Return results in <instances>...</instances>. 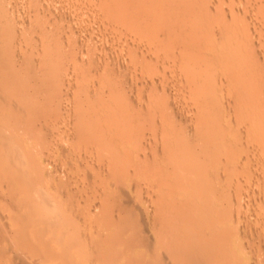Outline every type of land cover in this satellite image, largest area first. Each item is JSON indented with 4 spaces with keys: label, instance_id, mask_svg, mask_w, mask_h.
Masks as SVG:
<instances>
[{
    "label": "rangeland",
    "instance_id": "374dc122",
    "mask_svg": "<svg viewBox=\"0 0 264 264\" xmlns=\"http://www.w3.org/2000/svg\"><path fill=\"white\" fill-rule=\"evenodd\" d=\"M218 3L222 5L223 1ZM156 8L159 10L160 6L158 5ZM1 13L4 14V17L6 16L7 20L3 18L5 22L1 20L3 17ZM0 16L2 22L0 24V27L2 26L0 31V68L2 69V77L5 75L1 82L7 79L6 83H3L4 86H2L3 84L0 86V90L3 93H13L15 89L17 93L24 92L25 98L34 103L32 107H29V111L32 110L25 113L21 120L23 122L21 126L27 132L21 134L20 138L16 139L17 142L12 141L10 145L8 142H4L0 147V154L8 155V152H13L11 149L13 147L16 157L29 152V157L24 159L23 167H21L24 171L28 169L30 171L33 166L40 168L49 166L57 171L68 169L67 171L71 172L76 160L82 161L83 164L87 163L80 167L81 170L87 171L92 168V165H88L90 160L88 158L93 157L96 146L94 142H90L91 145L86 142L88 145L82 146L77 153H75L77 148L73 152H67L75 141L72 139L74 138L73 132L71 133L74 131L72 127L78 124L76 119L81 117L83 121L86 120L87 122L88 119V122H94L92 121L94 117L90 115H94L100 109L105 112L110 102L115 103H113L114 105L110 104L113 109L118 108L116 109L117 115H119L116 117L117 120L112 118L110 112H107L103 116V113L100 114L101 118H98L97 123L110 122L109 128L116 129L115 145L120 148L111 159L110 171L112 176L110 177L112 179H107V181L112 180L110 189L108 192L107 190L104 191L100 188L101 185L98 187L99 184H97L98 186L95 185L94 188L93 186L85 187L81 191H84L83 195L77 200V202L80 201L81 206L79 211L73 212L71 209L73 206L71 200L75 196H70L68 191H70L69 184L73 177H66V180L64 178L63 183L62 178H59L60 180L53 181L56 183L51 185V180L54 177H50V175L48 178L45 172L40 173L38 171L37 174H29L31 176L33 174L32 178L29 176L31 181L28 178L22 179V181H26L25 183L30 181L28 182L30 184L28 185V193L31 197H36L30 207L31 211L40 212L42 210L44 214L49 204L52 205L49 207L51 210L54 208L53 203L56 205L57 211L56 208L53 210L58 213L55 215V212L51 211L53 216H56L51 222H47L43 217L39 218L42 216L41 212L39 215L33 212L35 216L37 214L38 217L36 218L31 216L33 213L30 214L31 218L35 219L34 221L31 219L28 221L27 215L24 217L26 219L22 220L23 217L20 218L19 216L18 219L20 220H17L15 217L18 215L16 216L14 213L16 211L13 212L12 210L7 213L8 209H6L2 212L4 208L2 203H5L0 200L2 205H0V210L2 209L0 215H4L2 217L5 218V220L1 218L3 220L1 221L6 224V227L8 226L7 229L9 228L5 234L4 230L0 228L2 234H0V246L6 245V249L3 246L0 247V264H17L19 261L18 264H32L33 262V264H39V262L40 264H264V260H262L264 258V148L261 146V142L258 143L256 140L257 136L258 138L264 136V36L258 38L257 42L254 41L253 53L248 55L257 61L256 67H253L255 71L252 69L253 71L246 74L248 78L239 80L232 76L226 80L232 84L228 89H222V84L216 83L209 90L200 91L201 94L199 92L197 96L195 95V98L199 97L198 99L205 98L207 103L217 100L221 102L220 105L223 107L216 108L217 104L215 107L214 105H212L213 107L209 106L207 107L209 109H206L207 113L203 111L206 108L203 104L201 106L200 103L199 106L193 98H190L195 93L194 90L189 87H180L178 84L177 70L169 63L170 58H172L170 55H168L169 61L166 62L165 66V62L163 63L159 59L152 57L145 59L144 54L148 55L150 52L142 54L140 52L142 50H139L140 47L137 48L138 46L134 45L136 43L131 40L132 32L130 25H128V0H0ZM204 17L206 19V16ZM212 29L209 27L201 29V31ZM132 50H138L141 55L138 57L139 52L137 51L136 58ZM2 64L3 66H1ZM231 67L234 69L235 66H229V68ZM206 81L208 80L205 79L204 82ZM230 90L232 91L230 92ZM236 92L239 95L235 96ZM112 96L117 98L113 102L110 101ZM210 107H212L211 110ZM90 109L93 114H91ZM100 111L102 112V110ZM1 113L2 110L0 111V115H3L1 118L3 119L2 125L5 123L11 125L12 118L9 119L5 114L6 111ZM87 116L90 117L86 118ZM200 116L204 119L199 122ZM205 117L207 119L213 117L214 120L209 118L210 121H205ZM94 120L96 121V119ZM117 121L120 123L118 128ZM196 121L199 122V125ZM209 122L212 123L209 124ZM213 124L214 127L211 126ZM195 130L199 131L195 134L198 133L199 136L202 135L203 137H205L203 132L208 131L213 136V141L204 142L202 145L201 139L203 137L201 136L200 139L199 136H196L195 138L193 132ZM216 140L229 144H227L228 148L225 147L220 152L230 153L231 156L228 155L230 158H227L230 163L228 168L223 164L224 162L222 163L225 160L222 154L218 157V161H213L201 153L202 149H208L210 152L216 151L218 149ZM243 140L244 142H242ZM237 141L244 146H249L250 149L261 146L263 150L260 149L261 152L259 150L255 153L250 152V149H247L249 151L246 152L244 150L243 153L239 152L242 146ZM35 143L38 146H35ZM197 143L203 148L197 149L198 145L197 147L195 145ZM32 152L34 153L31 155ZM66 153H68V157ZM200 156L202 160H200ZM203 159H205L204 163ZM239 160L244 162L243 166L238 168V166L232 165V161L234 163ZM183 166L187 168L184 169ZM93 167L96 168L95 165ZM175 168L179 171L177 172ZM72 171L74 170L72 169ZM17 175H19L18 172ZM169 176L174 178L175 183L179 181L178 183L184 185L190 183L195 185L198 183V176H200L203 179L200 180V183L203 185L204 194L201 198L200 196L194 197L191 201L193 196L198 195L192 188L182 187L185 190L181 189L176 192L177 194L175 193L176 195L168 196L166 194V196L163 185L168 182L165 178L169 180ZM4 177V175L0 176L2 178L0 180H3ZM220 185L221 187H219ZM31 186H33L32 189ZM43 187L46 190L49 189L50 195L44 192L46 190ZM93 189L100 190L96 197L94 194L92 195ZM33 190L39 191L38 194L37 191L34 193ZM37 195H42L45 201L43 198H38ZM38 199H42L40 204L44 202L39 205ZM94 202H97L96 204L97 206L99 204L100 208L97 216L94 214L92 216L91 213V216L89 215L91 218L85 217L88 209L93 208ZM38 206L43 209L40 210ZM173 210L176 211L175 214H173ZM192 211H196L194 213L195 219L185 218L190 216ZM81 212H83L82 215ZM197 212L203 217L196 218ZM64 213L66 214L64 215ZM6 214H9V218ZM58 217H60L59 220L62 218V221L59 222ZM38 218L43 220V224ZM36 220L43 228H40L38 224H35L38 225L37 227H33ZM69 220L71 223H68ZM12 221H14L15 226ZM21 221H28V224ZM15 222H20L22 225L26 224L28 226L25 228L26 233L25 229H22L23 226L20 228L18 224L16 227L17 223ZM166 222L168 226H163ZM49 224L57 226L52 228L50 225L48 227ZM45 227L51 230L47 231ZM18 228L26 234L24 235L23 232L19 231L24 237L23 241L19 240ZM62 229H66L65 232ZM38 230L43 233V237L42 234H38ZM13 231H17L19 236H16ZM198 231L201 235L197 234ZM56 232H60V234H56ZM211 232L224 233L227 244H222L223 247L217 246H220L224 252L227 251L226 254L232 252V254H228L230 259L231 255L237 258L233 257V260H227V263L221 262L222 259H217L212 263L198 262V260L191 262L186 261L182 255L179 257L180 260L183 259L182 262L174 263L169 260L168 246H181L186 239L191 240L196 237L195 240H197L201 238L200 236L203 238ZM34 234L35 236H33ZM56 235L57 237L62 236V238L58 237L60 243H57L59 241L56 238L55 241L52 239ZM185 235H192V238L191 236L187 238ZM48 238L49 240H47ZM100 238L101 241L99 242ZM104 240L105 242H102ZM24 241L30 242L27 243V248ZM70 241L71 245L75 243L72 246L75 247L74 250L68 245ZM94 241L95 243H93ZM165 241L166 244L169 242V245L162 243ZM22 242H24L23 245ZM48 243L49 245H46ZM7 244L12 246H10L11 250ZM93 244L95 245L93 246ZM28 246L33 250L28 249ZM46 246L48 248L45 251ZM68 246L70 247L69 252ZM105 246L109 248L106 249ZM83 247L88 249L85 250L84 248L85 251L82 252ZM24 248L26 249L24 250ZM78 249H80V257L74 255ZM97 249L101 250L97 251ZM220 249H214L215 253L214 251L213 253L216 254V250ZM105 250L108 252L103 256L102 253ZM110 250L112 251L110 252ZM5 254H8L7 258ZM26 254L29 256H26L25 259ZM44 255L46 258L43 257L42 259ZM69 255L72 256V260ZM90 255L96 256V258L94 257L96 260L90 258ZM237 255L241 258L240 262L235 261L239 258ZM104 257L106 258L104 259ZM259 257L260 261L258 262L257 258ZM3 259L4 261H2ZM69 259L70 262H73L70 263ZM99 260L104 262L101 263Z\"/></svg>",
    "mask_w": 264,
    "mask_h": 264
},
{
    "label": "bare ground",
    "instance_id": "6f19581e",
    "mask_svg": "<svg viewBox=\"0 0 264 264\" xmlns=\"http://www.w3.org/2000/svg\"><path fill=\"white\" fill-rule=\"evenodd\" d=\"M221 1V0H220ZM218 0H128V17H129V21H128V25H130V30L132 32V41L136 44H134L135 46H138L137 48L140 47L139 50H142L140 52H142V54L146 53V52H150V54L146 55L144 54V58L147 59L146 57L150 58H156V59H159L161 62H165V66H166V62L169 61L168 59V55H170L172 58H170V65H172L173 67L176 68L177 70V73L176 75H178V84L180 85V87H189V88H192L195 92L193 94V96H191L190 98H193L195 100L196 103H198V105L200 106V103H201V106L202 104L206 107L203 109V111H206V109H209L207 107L209 106H212L214 105V107L216 106V108H220L219 106H221V102H219L218 100L217 101H213L212 103H207L205 98H201V99H198L199 97L195 98L197 96V93H199L200 91H206V90H209L211 86H213L214 84L216 83H221V88L222 89H228L230 86H232V84H229L226 80L227 78L229 77H234V78H237L239 80H242V79H245L246 77V74L250 73L251 71H253V67H256V64H257V61L255 58H251L250 56L248 55H252L253 51H252V48L254 50V47H252V45L254 46V41L258 40V38H261L264 36V0H222L223 3L222 5H220L221 3H218L220 2ZM225 3V4H224ZM160 6V9L158 10L156 7L157 6ZM122 8V7H121ZM126 8V7H125ZM2 14V13H1ZM1 16L2 17V21H4L3 18L6 19V16L4 17V14H2ZM0 16V17H1ZM206 16V19L205 17ZM208 17V18H207ZM205 19V20H204ZM7 20V19H6ZM207 21V22H206ZM1 22V21H0ZM5 22V21H4ZM2 24V22L0 23ZM2 27V26H1ZM1 27H0V31H1ZM209 27H212L213 29L210 30V31H201V29H205V28H209ZM5 28V27H4ZM198 29H200V31H198ZM211 29V28H210ZM207 30V29H206ZM1 34H3L1 32ZM262 35V36H261ZM2 36V35H1ZM257 42V41H256ZM255 42V43H256ZM132 44V43H131ZM133 45V46H134ZM134 50V49H133ZM133 54L136 55L137 51H133ZM256 50V49H255ZM139 52V51H138ZM140 52L137 54L138 57L140 54ZM137 55H136V58H137ZM166 56V57H165ZM134 58V56H131ZM144 59V60H145ZM135 60V59H134ZM133 60V61H134ZM151 61V60H149ZM1 63V61H0ZM133 63V62H132ZM157 63V62H156ZM161 63V64H163ZM168 63V64H169ZM172 63V64H171ZM163 64V65H164ZM232 64V65H231ZM135 65V64H134ZM152 65V64H151ZM150 65V66H151ZM259 65V64H258ZM257 65V66H258ZM3 66V64L1 65ZM160 66V65H159ZM229 66H235L234 69H232L233 67L229 68ZM168 67V66H167ZM157 68V67H156ZM174 68V70H175ZM169 69V68H168ZM253 69V70H252ZM259 69V68H258ZM1 68H0V86L7 80H5L4 82L2 81L1 82V79L5 77H2V72H1ZM5 70V69H4ZM255 71V70H254ZM4 73H6L5 71H3ZM252 77V76H251ZM248 78V77H246ZM206 80V82H204ZM176 82V81H175ZM6 83V82H5ZM111 85V84H110ZM4 86V84L2 85ZM219 86V85H218ZM217 86V87H218ZM220 87V86H219ZM32 88V87H31ZM221 88H220V91H221ZM1 89V87H0ZM232 89V88H230ZM34 90V89H33ZM113 90V89H112ZM190 90V89H189ZM17 90L15 89V91H13V93H3L1 90H0V111L2 110V113L6 111L5 114H7V116L9 117V119L11 120L12 118V122L10 123L11 125L7 124H3L2 125V120L1 118H3L1 115H0V147L4 144V142H8V144L10 145V142L12 141H16L17 138H20V135L21 134H24L25 132H27L26 130H24L25 128H22V124L23 122H21V120L23 119L25 113L27 112H30L29 111V107L32 105H34L33 101L32 100H28L25 98V95H24V92H16ZM110 91V90H108ZM216 91V90H215ZM219 91V90H218ZM232 90H230L231 92ZM40 92V91H39ZM107 92V91H106ZM116 92V91H115ZM191 92V91H190ZM217 92V91H216ZM229 92V93H230ZM219 93V92H218ZM108 94V93H107ZM121 94V92H120ZM192 94V93H191ZM201 94V92H200ZM36 95V94H35ZM196 95V96H195ZM239 95L237 92L235 93V96ZM37 96V95H36ZM117 96V95H116ZM114 96V97H116ZM120 96V95H118ZM113 96L110 97V101H114L115 99L117 98H114ZM124 97V96H123ZM43 98V97H42ZM189 98V99H190ZM29 99H32V98H29ZM119 99V98H118ZM34 100V99H33ZM46 100H48L46 98ZM45 100V101H46ZM124 100V99H123ZM49 101V100H48ZM191 101V100H190ZM208 101V100H207ZM116 102V101H115ZM42 103V102H41ZM114 103V102H113ZM110 102V104H113ZM106 108L105 112H103V109H100L102 110V112L99 111L98 112H95L94 115H90L92 117H94V119H96V121L93 119L92 121L94 122H88V119H87V122L86 120H82L81 118H78L76 119V126H73L72 128H74V131H71V133L73 132L72 136H74V138L72 139H75V141L72 143L71 145V150H67V152L69 151H74L76 148L75 153H77L78 151H80L79 149L84 146V145H88L91 143L90 142H94L95 144V148H96V152L95 154H93V157L91 158H88L90 159L89 160V166L92 165L91 169L85 171V170H81L80 167H82L81 165H85L87 163H81L80 161H77L74 162L75 164H73V168H72L74 171H72L71 169V172L67 171V170H62V171H57L56 169H53L52 167H49V166H43V167H38V166H33L30 168V171L26 170H22L21 167H23V164H24V161L29 157V152L28 154H25V155H20V157H16L14 156L15 154V151H14V147L11 148L13 152H8V155H4V154H0V176L4 175L5 177L3 178V180H0V200H2V202H4L5 204L2 203V205L4 206L3 211H6V209H8V211H6L7 213L9 211H16L14 213H16L15 215L17 217H14L17 218V220H20L18 219V217L20 216V218L23 217L22 220L26 219V218H29L27 219L28 221L31 219L32 221H34L31 216L34 218L38 217L37 214L35 216L34 213H38V215L40 214L41 212V215L42 216H39V218L43 217V219H45L47 222H51L53 218H55L56 216H53L54 214L57 215L56 212L57 211V208L55 207L56 205L53 203L54 205V208L56 211H54L53 209L51 210V207L52 205L49 204L48 209L45 210L44 214L42 213V210L43 208H41L40 206L39 209L41 210L40 212L39 211H31L32 209L30 208L31 205L34 203L35 198L31 197V195L28 193L29 190H28V182L31 181V179L29 178V176L32 178L33 174H37V171L38 172H42V173H46V177L49 178L50 177H54L52 178L53 180H51V185H53V183H56V182H53V181H56L57 179L59 178H62V183L64 182V178L66 180V177H73L72 179V182H70V191L69 192V195L71 196H75L73 200H71V202L73 203V206L71 208L73 212L75 211H79L81 209V206H80V201L77 202V200H79L81 197V195H83L82 193L84 192H81L82 190H84V188L86 187H90V186H94L99 184L98 187H101L104 191L110 189V185L112 184V180L110 181H107L108 178H111L110 176L111 175V171H110V168H111V164H112V156H115V152H117L120 148L117 147L115 145V137H116V129H112V128H109L111 125H110V122H102V123H97V121L99 120L98 118H101V113L102 116L104 115V113H107V112H110V114L112 115V118H115L117 120V113L116 112L118 108L116 109H113L112 105H110ZM115 104V103H114ZM113 104V105H114ZM36 105V104H35ZM39 106V104H38ZM43 106V105H42ZM237 106V105H236ZM34 107V106H33ZM36 107V106H35ZM115 107V106H114ZM213 107V106H212ZM212 107H210V110L212 109ZM223 107V106H221ZM49 109V108H48ZM94 109V108H93ZM200 109V108H199ZM45 110V109H44ZM74 110V109H73ZM91 110V109H90ZM76 111V110H75ZM92 111V110H91ZM96 111V109H95ZM115 112V113H114ZM120 112V111H119ZM207 112V111H206ZM205 112V113H206ZM1 113V114H2ZM90 113V112H89ZM99 113V114H98ZM208 113V112H207ZM93 114V111L92 113ZM115 114V115H114ZM202 114V113H201ZM107 115V114H106ZM105 115V116H106ZM90 116H87L86 118H89ZM100 116V117H99ZM122 116V114H121ZM203 116H204V113H203ZM206 116V115H205ZM207 116H209L207 114ZM201 117V116H200ZM14 118V119H13ZM120 118V117H119ZM205 121H210L212 120L213 117H209L207 119V117H205ZM216 118V117H215ZM81 121H80V120ZM204 119L203 117H201L199 119V122L200 120ZM218 119V117H217ZM91 120V118L89 119V121ZM214 120V118H213ZM108 121V119H107ZM203 121V120H202ZM201 121V122H202ZM82 122V123H81ZM101 122V121H100ZM199 125V122L196 121ZM214 122V121H213ZM212 122H209V124H211ZM262 123V121H261ZM196 124V123H195ZM203 124V123H202ZM209 124H207L209 126ZM71 125V124H70ZM75 125V124H74ZM110 125V126H109ZM201 125V124H200ZM205 125V126H207ZM214 127V124L211 125ZM120 127V123L117 121V128ZM199 127V126H198ZM201 127V126H200ZM262 127V126H261ZM264 127V126H263ZM71 128V127H70ZM71 128V130H72ZM210 129V128H208ZM211 131V130H209ZM251 131V130H250ZM194 132V137L196 138V136L198 137V133L195 134V132H199L198 130H195L193 131ZM192 132V133H193ZM190 133V132H189ZM204 133V134H203ZM202 134L205 136L203 137V139H201V136L200 139H201V144L204 145V142H207L209 143L210 141H213L212 138L213 136L209 134L208 131H204ZM214 133V132H213ZM242 133V132H241ZM245 133V132H244ZM248 133H251V132H248ZM201 134V133H200ZM70 135V134H69ZM189 135V134H188ZM193 135V134H192ZM179 137V136H178ZM184 137V136H183ZM243 137V136H242ZM241 137V139H242ZM251 137V136H250ZM193 138V136H192ZM216 138V137H215ZM256 138V137H255ZM258 138V136H257ZM256 138L257 142H261V146H263L264 148V136H261L259 137L258 139ZM71 139V140H72ZM199 139V138H198ZM197 139V141H198ZM238 139V138H237ZM194 141V139H193ZM217 141V140H216ZM36 142V141H35ZM88 144H87V143ZM195 142V141H194ZM200 142V141H198ZM238 142V141H237ZM244 142V140L242 141ZM248 142V141H247ZM70 143V142H69ZM239 143V142H238ZM249 143V142H248ZM200 144V143H199ZM217 144V147L218 149L215 151H209L208 149H202L203 147H201L200 145L195 144L197 149L201 148L202 151L201 153L206 157V158H210L212 159L213 161H218V157L221 156V154L225 157V160L222 161L223 164L226 165V168H228L230 165V163L228 162L227 158L229 157L230 158V153H226V152H221V150H223V148L227 147V142H219L217 141L216 142ZM241 144V143H239ZM238 144V145H239ZM37 144L35 143V146ZM206 145V144H205ZM229 145V144H228ZM237 145V147H238ZM35 146H33L35 148ZM38 146V145H37ZM242 148H240L239 152H242L245 150L246 151H249L247 149H250L249 146H244V144L242 145ZM240 146V147H241ZM252 146V145H251ZM260 147L258 148H251L250 149V152H259L260 149H262ZM39 148V147H38ZM215 148V146H214ZM228 148V147H227ZM230 148V146H229ZM232 149V148H231ZM88 150V149H87ZM177 150V148H176ZM225 150V149H224ZM263 150V149H262ZM260 150V152L262 151ZM30 151V150H28ZM183 151V150H182ZM199 152V151H197ZM231 152V151H230ZM34 152L31 153V155L33 154ZM87 153V152H86ZM193 153H195V151H193ZM199 153V154H201ZM241 153V154H242ZM71 154V153H70ZM79 154V153H78ZM77 154V155H78ZM237 154V152H236ZM67 157H68V153H66ZM192 155V154H191ZM202 155V156H203ZM230 155V156H228ZM235 155V154H234ZM197 156V155H195ZM242 156V155H241ZM23 157V158H22ZM77 157V156H76ZM80 157V155H79ZM233 157V156H232ZM199 158V157H198ZM205 158V159H206ZM228 158V159H229ZM25 159V160H24ZM78 159V158H77ZM203 159V163H204V160ZM223 159V158H222ZM242 159V158H241ZM111 160V161H110ZM115 160V159H114ZM200 160L201 159V156H200ZM248 160V159H247ZM246 160V162H247ZM71 161V160H70ZM87 161V159H86ZM103 161L105 162L103 164ZM199 161V160H198ZM72 162V161H71ZM84 162V160H83ZM211 162V161H210ZM200 163V162H199ZM244 162L242 160H239V161H235L233 163L232 161V165H235V166H243ZM246 164V163H245ZM96 166V168H94L93 166ZM198 165V164H197ZM190 166V165H189ZM228 166V167H227ZM246 166V165H245ZM179 168V165L177 166ZM176 167V168H177ZM184 167V166H183ZM192 167V166H191ZM231 167V166H230ZM175 168V169H176ZM187 168V167H184V169ZM66 169V168H65ZM183 169V170H184ZM199 169V168H198ZM177 170V169H176ZM181 170V169H180ZM194 170V169H193ZM22 171V172H21ZM29 173H28V172ZM179 170H177L178 172ZM191 171V170H190ZM220 171V169H219ZM240 171V170H239ZM243 171V170H242ZM17 172L19 173V175H17ZM175 172V171H174ZM183 172V171H182ZM195 172V171H194ZM218 172V171H217ZM222 172V171H221ZM245 172V171H244ZM23 173V174H22ZM32 174L29 175V174ZM181 173V172H180ZM191 173V172H190ZM241 173V172H240ZM168 174V173H167ZM178 174V173H177ZM176 174V175H177ZM82 175V176H81ZM173 175V174H172ZM175 175V177H176ZM179 175V174H178ZM244 175V174H243ZM221 176V175H220ZM223 176V175H222ZM242 176V175H241ZM168 177V176H167ZM28 178L30 181H27V183H25L24 181H22V179H26ZM170 177L169 176V180H170ZM219 178V177H218ZM237 178V177H236ZM241 178V177H240ZM2 179V178H0ZM27 179V180H28ZM112 179V178H111ZM166 181H168L167 183L165 182V184L163 185V188L165 190L164 194L166 195H171V194H174L176 195L178 191H180L181 189L183 190L184 188L186 187H189V188H192V190H194V192L198 195V196H193V198L191 199V201L197 197L200 196V198L202 197V195L204 194L202 188H203V185H201L202 183H200V180L202 181L203 179L198 176V183H196L195 185H192V183H190L189 185H184V184H180L178 183L179 181H177V183H175L176 181L174 180V178L171 179V181L168 180V178H165ZM177 179V178H176ZM197 179V178H196ZM221 179V178H220ZM234 179V178H233ZM60 180V179H59ZM212 180V179H210ZM208 180V181H210ZM222 180V179H221ZM220 180V181H221ZM33 181V180H32ZM70 181H71V178H70ZM47 182V181H46ZM203 182H206V181H203ZM61 183V182H60ZM59 183V184H60ZM111 183V184H110ZM27 184V185H25ZM230 184V183H229ZM68 185V184H67ZM202 187H201V186ZM206 185V184H205ZM222 185V184H221ZM221 185L219 187H221ZM225 185V184H224ZM65 186V185H64ZM33 186H31L30 188L32 189ZM184 187V188H182ZM44 188V187H43ZM46 190V188H44ZM187 189V188H186ZM37 190L38 187H37ZM37 190H33L34 191H37ZM102 190V191H103ZM185 190V189H184ZM191 190V189H190ZM220 190V189H219ZM41 191V190H40ZM44 191V190H43ZM42 191V192H43ZM67 191V190H66ZM92 191V189H91ZM206 191V190H205ZM39 191H37V194H38ZM45 193L47 192V195H50L49 194V189H47L46 191H44ZM85 192H87L85 190ZM93 192L92 195L94 194V197H96L97 193H100V190L98 189H93ZM35 193V192H34ZM89 193V192H88ZM103 193V192H102ZM176 193V194H175ZM33 194V193H32ZM106 194V192H105ZM44 195V194H42ZM42 195H37L38 198H43V200L45 201L44 197ZM46 195V194H45ZM44 195V196H45ZM46 195V196H47ZM58 195V194H57ZM65 195V194H64ZM111 195V194H109ZM108 195V197H109ZM166 195V196H167ZM194 195V194H193ZM34 196V194L32 195ZM99 196V195H98ZM103 196V195H102ZM105 196V195H104ZM107 196V195H106ZM105 196V197H106ZM173 196V195H172ZM206 196V195H205ZM49 197V196H47ZM107 197V198H108ZM175 197V196H174ZM177 197V196H176ZM76 198V199H75ZM83 198V197H82ZM100 198V197H99ZM97 198V199H99ZM165 198V197H164ZM163 198V199H164ZM168 198V197H167ZM49 199V198H48ZM54 199H56L54 197ZM52 199V202H54ZM94 199V198H93ZM39 200V199H38ZM42 200V199H41ZM39 200V205L40 204V201ZM64 200V199H63ZM106 200V198H105ZM98 201V200H97ZM172 201V200H171ZM195 201V200H194ZM193 201V202H194ZM102 202V201H101ZM104 202V201H103ZM102 202V203H103ZM107 202V201H106ZM177 202V201H175ZM46 203V202H45ZM51 203V202H50ZM95 203V202H94ZM97 203V202H96ZM93 204V208L90 207V209H88V212L86 213L87 215H85V217L88 216V218L91 216V213H92V216L94 214V216H97L98 212H99V204L97 206V204ZM110 203V202H109ZM179 203V201H178ZM197 203V202H196ZM209 203V202H208ZM69 204V203H68ZM67 204V205H68ZM77 204V205H76ZM108 204V203H107ZM175 204V203H173ZM194 204V203H193ZM264 204V203H263ZM1 205V204H0ZM1 205V206H2ZM7 205V206H5ZM37 205V203H36ZM36 205H34V207L36 208ZM114 205V204H113ZM177 205V204H176ZM217 205H220V204H217ZM89 206V205H88ZM102 206V205H100ZM173 206V205H172ZM179 206V205H177ZM199 206V205H198ZM214 206V205H213ZM216 206V204H215ZM6 207V208H5ZM34 207H33V210H34ZM46 207V208H47ZM87 207V206H86ZM115 207V206H114ZM181 207V206H180ZM195 207V205H194ZM219 207V206H218ZM2 208V207H1ZM211 209L213 208L212 206L210 207ZM223 208V207H222ZM5 209V210H4ZM38 209V210H39ZM93 209V210H92ZM168 209V208H167ZM171 209V207H170ZM183 209V208H182ZM200 209V208H199ZM215 209V208H214ZM1 210H0V213H1ZM36 210V209H35ZM83 210V209H82ZM193 210V209H192ZM222 210V209H220ZM22 211V212H21ZM51 211L54 213H51ZM204 211V210H203ZM12 212V213H13ZM21 212V213H20ZM34 212V213H33ZM60 212V211H59ZM168 212V211H167ZM174 212V210H173ZM176 212V211H175ZM175 212L173 214H175ZM179 212V211H178ZM196 211H192V213L190 214V216L188 215V217H190V220H193L195 219V216H194V213ZM199 212V211H198ZM197 212V214H198ZM210 212V210H209ZM214 212V211H213ZM220 212V211H219ZM23 213V215H22ZM30 216V214H32ZM79 213V212H78ZM83 212H81L80 214L82 215ZM188 213V212H187ZM205 213H207V211H205ZM216 213H217V210H216ZM11 214V213H10ZM60 214V213H59ZM63 214V213H62ZM66 213H64L65 215ZM200 214V213H199ZM197 215L196 218H198L199 216H202L201 215ZM8 215L7 217L9 218V214H6ZM26 215L28 217H26ZM79 215V214H78ZM79 215V216H81ZM90 215V216H89ZM208 215V214H207ZM206 215V216H207ZM4 215H0V228H2L4 230V234L7 233L9 230V228L7 229L6 227V224H4L2 221V219L4 217H2ZM11 217V215H10ZM13 217V218H14ZM26 217V218H24ZM109 217V216H107ZM122 217V216H121ZM126 217V216H125ZM203 217V216H202ZM2 218V219H1ZM38 218V219H39ZM60 217H58L57 220H59ZM64 218V217H63ZM77 218V217H76ZM91 218V217H90ZM124 218V217H123ZM216 218V217H215ZM71 219V218H70ZM87 219V218H86ZM174 219V218H173ZM2 220V221H1ZM5 220V218H4ZM16 220V221H17ZM41 220V224H43V220L42 219H39ZM38 220V222H39ZM45 220H44V223H45ZM62 221V218L60 219ZM59 220V222H60ZM72 220V219H71ZM188 220V221H190ZM28 221H23L24 223L28 224L27 222ZM109 221V220H108ZM111 221V220H110ZM13 224H14V221H12ZM22 222V221H21ZM22 222V223H23ZM91 222V221H90ZM102 222V221H101ZM180 222V220H179ZM199 222V221H198ZM218 222V221H217ZM6 223V222H5ZM17 223L16 224V227L17 225L19 224L20 228L21 226L22 229H25L27 228L28 226L26 224L22 225L20 222H15ZM31 224V221L29 222ZM66 223V222H64ZM68 223H71L70 220ZM97 223V222H96ZM103 223V222H102ZM117 223V222H116ZM210 223V222H209ZM35 224H38L37 223V220H36V223H34L33 227L34 226H38V225H35ZM40 224V225H41ZM56 224V223H55ZM51 225L49 224L48 227H50V225L52 226H57V225ZM63 224V223H62ZM99 224V223H98ZM177 224V223H176ZM182 224V223H181ZM190 224V223H189ZM188 224V225H189ZM205 224V223H204ZM39 227L41 228L42 226ZM59 225V223H58ZM61 225V224H60ZM92 225V224H91ZM96 225V224H95ZM209 225V224H208ZM15 226V224H14ZM70 226V224H69ZM163 226H168L167 222L166 224H164ZM11 227V226H9ZM89 227V226H88ZM111 227V226H110ZM190 227V226H189ZM210 227V226H209ZM213 227V225H212ZM13 228V227H12ZM30 230L31 227L29 226ZM40 228H36V229H40ZM43 228V227H42ZM63 228V227H62ZM69 228V227H67ZM214 228V227H213ZM16 229V228H14ZM34 229V228H33ZM45 229L47 231L51 230L50 228H46ZM6 230V231H5ZM65 230L66 229H62ZM79 230V229H78ZM107 230V229H106ZM124 230V229H123ZM17 231L19 232H23L25 231L26 233V229L23 231H21L19 228L17 229ZM16 231V232H17ZM171 231V230H170ZM191 231V230H189ZM15 231H13L14 233ZM16 234V236L20 234V236L22 237L23 235H21V233L19 232V234ZM35 232V231H34ZM42 232V231H41ZM45 232V230H44ZM104 232V231H103ZM173 232V231H172ZM223 232V231H222ZM24 233V235H26ZM37 233V232H35ZM54 233V232H53ZM60 234V232H56V234ZM110 233V232H109ZM203 233V232H201ZM1 234V233H0ZM15 234H14V237H15ZM38 234L41 235L42 234V237H43V233H40L39 230H38ZM63 235V232L61 233ZM70 234V233H69ZM178 234V233H177ZM185 234V233H184ZM188 234V233H187ZM190 234V233H189ZM194 235L196 233H193ZM199 234V231L198 233ZM196 234V235H197ZM2 235V234H1ZM38 235V236H39ZM48 235V234H46ZM44 235V236H46ZM52 235V234H51ZM49 235V236H51ZM75 235V234H74ZM170 235V234H169ZM201 235V234H199ZM19 236V240L23 241L24 237H21ZM35 236V234L33 235ZM37 236V235H36ZM68 236V235H67ZM100 236V235H99ZM103 236V235H102ZM186 236V235H185ZM184 236V237H185ZM189 235H187L186 237L188 238ZM191 238H192V235H190ZM189 236V238H190ZM198 236V235H197ZM52 237V236H51ZM60 238H62V236H58ZM57 235L56 237L52 238L53 240L56 238L58 241L60 239H58ZM71 237V236H70ZM69 237V238H70ZM73 237V236H72ZM71 237V238H72ZM194 237V236H193ZM201 238L200 239H196L193 238V239H186L185 241H183L184 243L181 244V246H168V257H169V260H171V262H182L183 259L180 260V256L182 255L183 258L186 260V261H191V262H194V260H198L201 261V262H207V263H212V262H215L217 261V259H222L221 262L225 263L227 260L228 261H231V259L233 257L237 258L236 256L231 255V259L229 257V253H227V251H223L220 249V246L223 247V245L227 244V239L225 238V235L224 233H214V232H211V233H207L206 236H204L202 238V236H200ZM26 238V237H25ZM97 238V237H96ZM99 238V237H98ZM106 238V237H105ZM199 238V237H198ZM9 239V238H8ZM13 239V238H12ZM11 239V240H12ZM16 239V238H15ZM18 239V238H17ZM30 239V238H29ZM41 239V238H40ZM39 239V240H40ZM51 239V238H50ZM51 239V241H52ZM55 239V240H56ZM10 240V239H9ZM7 240V241H9ZM27 240V239H26ZM25 240V241H26ZM34 240V239H33ZM49 240V238L47 239ZM45 240V241H47ZM54 240V241H55ZM109 240V239H108ZM183 240V239H182ZM24 241V242H25ZM77 241V240H76ZM81 241V240H80ZM78 241V243L80 242ZM101 241V238L99 240V242ZM176 241V240H175ZM180 241V240H179ZM264 241V240H263ZM2 242H5V241H2ZM22 242V245L23 243ZM29 242V241H28ZM28 242H25L24 244H26V248H27V243ZM32 242V241H31ZM49 242V241H48ZM74 242V241H73ZM72 242V243H73ZM98 242V243H99ZM102 242H105L102 241ZM6 243V242H5ZM8 243V242H7ZM30 243V242H29ZM34 243V242H33ZM40 243V242H39ZM53 243V242H52ZM57 243H60L57 242ZM77 243V242H76ZM81 243V242H80ZM95 243V241L93 242ZM97 243V244H98ZM164 243L165 245H169V242L166 244V241L165 242H162ZM13 244V243H12ZM15 244L16 241H15ZM36 244V243H35ZM34 244V245H35ZM44 244V243H42ZM54 244H56L54 242ZM75 244V243H74ZM74 244L71 245V241H70V247L71 249H75V247H72L74 246ZM82 244V243H81ZM96 244V245H97ZM101 244V243H99ZM107 244V243H106ZM179 244V243H178ZM223 244V245H222ZM246 244V243H245ZM8 245V244H7ZM29 245V244H28ZM39 245V244H38ZM46 245H49L46 244ZM58 245V244H57ZM95 244H93L94 246ZM103 245V244H102ZM109 245V243H108ZM111 245V244H110ZM164 245V246H165ZM217 245H220V246H217ZM3 246V244L1 245ZM0 246V247H1ZM5 244H4V248H5ZM9 246V245H8ZM11 246V245H10ZM9 246V247H10ZM98 246V245H97ZM112 246V245H111ZM110 246V247H111ZM217 246V247H216ZM2 247V249H3ZM12 247V246H11ZM11 247L9 250H11ZM14 247V245H13ZM24 247V246H23ZM29 247V246H28ZM38 247V246H37ZM41 247V245H40ZM70 247L68 246V252L70 251ZM79 247V246H78ZM77 247V248H78ZM81 247V246H80ZM87 247V246H86ZM86 247H83L81 249L82 252H84L85 250H87L88 248ZM91 247V246H90ZM89 247V248H90ZM96 247V246H95ZM106 249L108 246H105ZM263 247V246H262ZM20 248V247H19ZM18 248V249H19ZM22 248V246H21ZM24 248V250L26 249ZM48 248V246H46L44 248V250L46 251V249ZM76 248V249H77ZM85 248V250H84ZM93 248V247H91ZM104 248V247H102ZM101 248V249H102ZM109 248V247H108ZM220 249V250H216V254L215 253V250L214 249ZM6 249V248H5ZM13 249V248H12ZM28 249H32V248H28ZM39 249V248H38ZM101 249H97V251L101 250ZM264 249V248H263ZM1 250V249H0ZM23 250V251H24ZM33 250V249H32ZM72 250V251H73ZM96 250V249H95ZM109 250V249H108ZM113 250V249H112ZM110 250V252L112 251ZM167 250V249H166ZM22 251V252H23ZM65 251V250H64ZM80 249H78V252H76V256L79 255V257L81 256V254L79 253ZM95 251V252H97ZM214 251V253H213ZM217 254V252H219ZM223 251V252H221ZM263 251V250H262ZM3 252V250H2ZM5 252V251H4ZM10 252V251H9ZM21 252V251H20ZM26 252V251H24ZM44 252V251H43ZM108 252L105 250L103 254ZM6 253V252H5ZM17 253V252H16ZM19 253V252H18ZM30 253H31V250H30ZM40 253V252H39ZM78 253V254H77ZM115 253V252H114ZM132 253V252H131ZM235 253V252H234ZM258 253V252H257ZM25 254V253H24ZM37 254V253H36ZM92 254H94V252H92ZM98 254V253H96ZM95 254V255H96ZM109 255V253H107ZM185 254V255H183ZM232 254V252L230 253ZM3 255V254H1ZM40 255V254H39ZM38 255V256H39ZM106 255V254H105ZM159 255V254H158ZM8 256V254L6 255L5 254V257ZM26 256H29V254H26L25 255V259H26ZM71 256V255H69ZM86 256V255H85ZM84 256V257H85ZM102 256V257H103ZM185 256V257H184ZM238 256V255H237ZM4 257V259H5ZM17 257H18V254H17ZM32 258V256H30ZM29 257V258H30ZM46 258L45 255L42 256V259ZM75 257V256H74ZM77 257V258H79ZM83 257V256H82ZM81 257V258H82ZM83 257V258H84ZM96 258V256L94 255H90V258ZM114 257V256H113ZM113 257H112V260H113ZM239 257V256H238ZM242 257V256H241ZM7 258V257H6ZM13 258V256H12ZM28 258V259H29ZM37 258V257H36ZM56 258V257H55ZM82 258V259H83ZM87 258V257H86ZM94 258V259H95ZM106 257H104L105 259ZM107 258H109L107 256ZM116 258V257H115ZM122 258V257H121ZM159 258V256H158ZM240 258V257H239ZM238 260H235V261H241V258ZM4 259L2 261H4ZM24 259V258H23ZM24 259V260H25ZM35 259V258H34ZM38 259V258H37ZM35 259V260H37ZM41 259V258H40ZM39 259V260H40ZM48 259V258H47ZM72 260V256L70 258ZM70 259H69V262H70ZM100 259V258H99ZM132 259H134L132 257ZM12 260V259H11ZM17 260V259H16ZM19 260H20V257H19ZM34 260V261H35ZM38 260V261H39ZM46 259H44L45 261ZM51 260V259H50ZM74 260V258H73ZM93 260V259H92ZM96 260V259H95ZM101 260V259H100ZM99 260V261H100ZM193 260V261H192ZM233 260V259H232ZM264 260V258L262 259ZM18 261V260H17ZM42 262V260H40ZM47 261V260H46ZM54 261V260H53ZM66 261V260H65ZM64 261V262H65ZM80 261V260H79ZM83 261V260H82ZM108 261V259H107ZM129 261V260H128ZM132 261V260H131ZM257 261L259 262L260 261V257L257 258ZM9 262H10V258H9ZM20 262V261H19ZM18 262V263H19ZM32 262V261H30ZM37 262V261H36ZM68 262V260L66 261ZM65 262V263H66ZM73 262V261H71ZM70 262V263H71ZM86 262V261H85ZM91 262V260H90ZM101 263H103L104 261H100ZM99 262V263H100ZM106 262V261H105ZM110 262V260L108 261ZM115 262V261H114ZM233 262V261H232ZM263 262V261H261ZM17 263V264H18ZM34 263V262H33ZM32 263V264H33ZM84 263V262H83ZM87 263V262H86ZM92 263V262H91ZM107 263V262H106ZM112 263V262H111ZM188 263V262H187ZM227 263V262H226ZM230 263V262H228ZM234 263V262H233ZM238 263V262H236ZM6 264V263H5ZM40 264V262H39ZM53 264V263H51ZM56 264V263H55ZM58 264V263H57ZM67 264V263H66ZM79 264V263H77ZM98 264V263H97ZM104 264V263H103ZM110 264V263H109ZM240 264V263H239Z\"/></svg>",
    "mask_w": 264,
    "mask_h": 264
}]
</instances>
